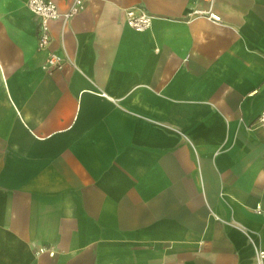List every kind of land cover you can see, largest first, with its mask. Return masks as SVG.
<instances>
[{
    "label": "crops",
    "instance_id": "obj_1",
    "mask_svg": "<svg viewBox=\"0 0 264 264\" xmlns=\"http://www.w3.org/2000/svg\"><path fill=\"white\" fill-rule=\"evenodd\" d=\"M37 23L0 0V264H256L264 0H89L52 72Z\"/></svg>",
    "mask_w": 264,
    "mask_h": 264
},
{
    "label": "built area",
    "instance_id": "obj_2",
    "mask_svg": "<svg viewBox=\"0 0 264 264\" xmlns=\"http://www.w3.org/2000/svg\"><path fill=\"white\" fill-rule=\"evenodd\" d=\"M89 0H72L65 10H60L54 0H27L28 9L37 17V48L47 50L45 60L42 64L43 69L47 72L60 69L64 62L65 56L49 49L51 42L50 21L53 19H68L77 13L82 6ZM197 10H194L195 12ZM207 16L213 20H219V15L208 12ZM126 23L136 31L146 30L151 24V15L136 6L129 7L125 10ZM256 120L264 125V109L258 114ZM258 257L256 264H264V250L259 249L256 252Z\"/></svg>",
    "mask_w": 264,
    "mask_h": 264
}]
</instances>
